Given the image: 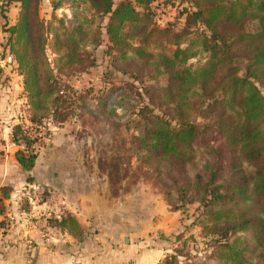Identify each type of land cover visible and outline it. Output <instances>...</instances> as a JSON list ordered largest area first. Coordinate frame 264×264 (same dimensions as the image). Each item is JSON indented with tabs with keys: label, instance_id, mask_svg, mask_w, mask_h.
Here are the masks:
<instances>
[{
	"label": "trees",
	"instance_id": "1",
	"mask_svg": "<svg viewBox=\"0 0 264 264\" xmlns=\"http://www.w3.org/2000/svg\"><path fill=\"white\" fill-rule=\"evenodd\" d=\"M43 1L48 20L40 17ZM190 1L174 30L156 25L158 8L170 0H0L5 51L21 76L31 124H62L73 106L110 126L145 119L132 152L173 211L197 203L195 221L210 238L213 262L264 264V0ZM15 5L9 25L4 14ZM63 7L69 17L55 14ZM98 51L109 57L111 72L139 83L140 102L128 103L114 84L95 101L61 79L95 66ZM149 105L161 115L150 116ZM198 118L211 121L200 125ZM213 130L221 148L205 143ZM10 143L21 148L14 158L30 172L41 137L14 126ZM48 224L84 237L70 215ZM181 246L158 264H181L189 256Z\"/></svg>",
	"mask_w": 264,
	"mask_h": 264
},
{
	"label": "crops",
	"instance_id": "2",
	"mask_svg": "<svg viewBox=\"0 0 264 264\" xmlns=\"http://www.w3.org/2000/svg\"><path fill=\"white\" fill-rule=\"evenodd\" d=\"M42 6L50 10L47 1ZM12 8L16 12L9 25L17 18V5ZM10 77L11 83L0 85L3 120L13 117L14 102L25 103L21 76ZM73 149L49 143L38 151L30 172L20 168L14 151L0 152V264H158L165 252L157 235L172 230L161 198L144 197L128 210L119 195L110 194L106 178L90 173L86 164L53 158L63 152L58 150ZM65 215L74 217L82 240L49 226V220Z\"/></svg>",
	"mask_w": 264,
	"mask_h": 264
},
{
	"label": "rangeland",
	"instance_id": "3",
	"mask_svg": "<svg viewBox=\"0 0 264 264\" xmlns=\"http://www.w3.org/2000/svg\"><path fill=\"white\" fill-rule=\"evenodd\" d=\"M170 1L169 4H165V7L158 8L156 25L159 28L172 25L174 30H179L183 25L184 10L192 9L193 6L190 0ZM43 6L40 8V17L48 20L51 12L48 8ZM15 12L16 10L12 7L6 10L4 14L7 21L6 23L9 24V22L14 20ZM55 14L57 16L65 14L69 17L71 15V10L67 7H63L61 10L56 11ZM4 24L5 20L0 16V63L1 61L6 63V65H2L0 72V85L2 86L11 83L13 78H11L10 75H13V73L20 77L13 63L5 60L3 50L6 46L7 35L2 29ZM102 50H105V48L102 47L100 51ZM53 58L52 55H49L50 63L54 60ZM111 68L112 67L109 65V57H102L101 52L99 53L98 51L96 53L95 66L87 69L82 75L72 77H65V75H62L61 79L75 91L77 90V92L80 93L77 95H81L82 92L89 90L90 93L87 97L95 101L98 96L105 94L106 89L109 88L111 84H114L118 87H122V93H124L125 100L128 103V99H132L135 103L140 102L141 100L137 97L136 92V87L139 86V83L133 82V80L128 77H122L120 74L111 72ZM128 83H132V85ZM159 83L163 85L164 79L161 78ZM142 85L146 86L145 84ZM261 94L264 97V90H261ZM14 97L17 99L18 93H15ZM21 97L25 100L23 91ZM135 103H133V105H135ZM20 105H22V107ZM14 106L17 109H15ZM12 108L14 112L13 117L6 118V120L0 117V152L6 153L8 150L16 152L21 149L10 143L12 128L18 123L25 125L28 131L32 130V133L35 131L41 133L42 149H46L49 143L58 147L74 148L73 151L58 150L63 152H56L53 158L62 157L64 160L69 159L77 163L86 164L90 170L92 169V171H89L90 173H94V175L99 178H106L107 188L110 194L119 195L120 202L124 201L129 207H127L128 210L135 207L136 204L141 205L140 203L144 197L145 199H147V197L154 199L156 196L161 198L162 202L167 207V215L170 217L168 224L171 223L170 229H172L163 236L157 235L158 245L160 244L161 248H164V257L171 254L172 250L181 248L182 243L185 242V252L189 253V256L186 259L180 258L181 264H215L211 259L213 250L208 246L210 238L202 237V230L195 221L199 215L197 203L186 205L182 210L173 211L164 201V190L156 183L155 175L152 174L148 168L146 169L140 166L137 158L132 152V139L137 135V132L141 130L145 119H140L139 117L137 119L130 116L127 122L120 120L118 126H110V122L95 121L87 114H84L83 110L73 106L71 117L62 124L47 125L46 122H44L40 125L30 123L31 114L28 113L26 100L24 105L14 102ZM149 109L151 110L150 116L161 115V112L155 107L149 105ZM117 113L119 116L124 115V112L120 110H117ZM148 116L149 114H145L144 118H148ZM210 121L211 120L208 121V119L201 120L198 118L197 123L200 125H208ZM52 133L54 135L53 138H51ZM48 136H50L51 139L48 138ZM205 143L210 146L221 148V140L214 130L208 133ZM34 147L36 146L34 145ZM41 148L36 147V151H40ZM221 164H226L225 156ZM76 170L78 169L76 168ZM43 193L44 195H48L47 192ZM127 201H129V203ZM92 235L97 236L98 234L92 233Z\"/></svg>",
	"mask_w": 264,
	"mask_h": 264
},
{
	"label": "built area",
	"instance_id": "4",
	"mask_svg": "<svg viewBox=\"0 0 264 264\" xmlns=\"http://www.w3.org/2000/svg\"><path fill=\"white\" fill-rule=\"evenodd\" d=\"M4 54H5V60L7 62H12L10 56L8 55V53L5 51V49L3 50ZM2 62V61H1ZM1 64V63H0ZM1 67V66H0ZM24 112H25V108H24ZM16 126H20L23 130V134H25L27 137L29 138H35V137H40V132L38 133L37 131H35L34 133H32V130L28 131L27 127L21 123H18Z\"/></svg>",
	"mask_w": 264,
	"mask_h": 264
}]
</instances>
